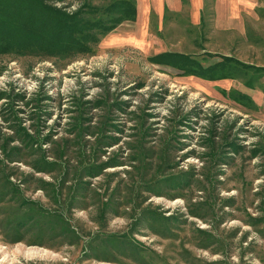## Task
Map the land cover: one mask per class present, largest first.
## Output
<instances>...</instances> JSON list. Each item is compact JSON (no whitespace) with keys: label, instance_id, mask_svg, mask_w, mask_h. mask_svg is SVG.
Returning <instances> with one entry per match:
<instances>
[{"label":"rangeland","instance_id":"374dc122","mask_svg":"<svg viewBox=\"0 0 264 264\" xmlns=\"http://www.w3.org/2000/svg\"><path fill=\"white\" fill-rule=\"evenodd\" d=\"M132 1L0 55V264H264V0Z\"/></svg>","mask_w":264,"mask_h":264},{"label":"trees","instance_id":"16d2710c","mask_svg":"<svg viewBox=\"0 0 264 264\" xmlns=\"http://www.w3.org/2000/svg\"><path fill=\"white\" fill-rule=\"evenodd\" d=\"M66 1L0 0V55L15 52H35L44 56L85 53L101 36L122 21L134 19L137 14L132 0H120L102 8L81 0V4L70 11L68 5L58 4ZM155 59L180 69H186L184 65L189 62L184 55L170 52ZM205 76L207 79L208 74Z\"/></svg>","mask_w":264,"mask_h":264}]
</instances>
